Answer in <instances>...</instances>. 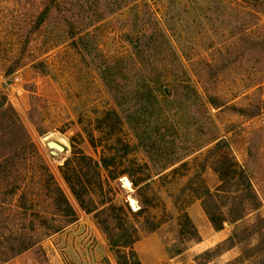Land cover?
<instances>
[{
    "label": "rangeland",
    "instance_id": "1",
    "mask_svg": "<svg viewBox=\"0 0 264 264\" xmlns=\"http://www.w3.org/2000/svg\"><path fill=\"white\" fill-rule=\"evenodd\" d=\"M10 65L20 66L6 74ZM217 138L226 150L211 151ZM81 154L114 157L116 177L103 167L98 182L84 176ZM38 155L77 213L68 224L52 217L63 226L46 236ZM68 157L97 203L124 207L141 264H201L230 234L228 221L212 228L201 201L219 189L227 212L232 164L261 201L244 222L264 218V0H0V241L33 243L4 264H117L63 177ZM239 254L233 246L205 264H258Z\"/></svg>",
    "mask_w": 264,
    "mask_h": 264
},
{
    "label": "trees",
    "instance_id": "2",
    "mask_svg": "<svg viewBox=\"0 0 264 264\" xmlns=\"http://www.w3.org/2000/svg\"><path fill=\"white\" fill-rule=\"evenodd\" d=\"M47 10L48 7L42 10L38 15V24H41L44 21L48 12ZM41 64L42 62L40 60L32 63L36 68H41ZM17 66L20 65H10L6 74L15 71L18 68ZM18 146L21 151H26L29 147L28 141L21 142ZM226 148V142L221 138H217L215 139L211 151H224ZM13 152H15L14 149ZM126 152L127 149L124 150V153ZM226 154V152L222 153L221 161H223V159L225 161L227 158ZM72 156H75V154ZM113 158L114 157L112 156H102L99 160H94L81 154L79 160L85 163L88 168V170L84 172V176H86L87 172H91L94 176V181L98 182V169L99 167H103L110 172V176L116 177L110 169L111 164L114 162ZM38 163V189L43 190L44 200H47L48 204L51 205V211L41 215L43 218V224L40 231L42 235L46 236L57 232L63 226L61 224L56 225L55 223H52V217L57 216L59 220L68 224L77 219V213L70 204L62 188L55 180L53 174L50 172L47 164L40 156ZM1 165L4 164L0 163V166ZM231 166H234V169L231 172L235 177V182L237 183L238 188L230 197L227 212L225 213L217 203L215 196L218 194L219 189H217L216 194L209 192V190H205V197L202 199L201 205L214 230H221L225 221L230 222L233 226L230 234L226 238L217 242L214 247L208 248L198 255L203 258L200 263L205 264L233 246H239L240 254L238 255V258L240 261L256 258L258 264H264V218L257 214L253 222H244L245 216L248 215V213H253L259 209L261 201L259 200L245 169L238 167L236 164H232ZM62 167L64 170L63 177L78 201L80 208L87 213L94 214L97 224L107 236L109 250L114 254L117 264H141L135 250L132 248L133 236L129 229L134 227L133 225H127L125 219L121 218L120 215V212L124 210V207L106 203L107 201H104L103 199H101L100 203H97L90 195L88 186L86 185V182L90 181L83 180L77 169L72 167V157L66 158ZM217 171L220 172V169ZM3 177L6 178L7 176ZM224 178L225 176L220 173V180L223 181ZM7 180L9 179H6L5 181ZM13 186L14 188L20 187L16 182H13ZM22 186L24 189L25 184ZM19 196L25 198V192L22 191ZM22 206L24 207V212L29 208L25 203ZM48 217H50V219ZM185 218L187 225L190 224L191 226L190 228L194 239L198 241L200 236L197 230L190 223L187 215H185ZM251 237L256 240L252 245L248 242ZM5 243H10L8 246L11 247L8 248L9 251H7L6 256L0 254V264H4L7 260L31 247L33 244L30 241L26 242L23 240V243L13 247L10 239H6L0 241V246Z\"/></svg>",
    "mask_w": 264,
    "mask_h": 264
},
{
    "label": "water",
    "instance_id": "3",
    "mask_svg": "<svg viewBox=\"0 0 264 264\" xmlns=\"http://www.w3.org/2000/svg\"><path fill=\"white\" fill-rule=\"evenodd\" d=\"M164 91L166 94L168 93L166 87H164ZM46 146L50 149L52 153L55 154L65 150V147L62 144L54 140H48L46 142Z\"/></svg>",
    "mask_w": 264,
    "mask_h": 264
},
{
    "label": "built area",
    "instance_id": "4",
    "mask_svg": "<svg viewBox=\"0 0 264 264\" xmlns=\"http://www.w3.org/2000/svg\"><path fill=\"white\" fill-rule=\"evenodd\" d=\"M171 264H174V263H171Z\"/></svg>",
    "mask_w": 264,
    "mask_h": 264
},
{
    "label": "bare ground",
    "instance_id": "5",
    "mask_svg": "<svg viewBox=\"0 0 264 264\" xmlns=\"http://www.w3.org/2000/svg\"><path fill=\"white\" fill-rule=\"evenodd\" d=\"M126 185V184H125Z\"/></svg>",
    "mask_w": 264,
    "mask_h": 264
},
{
    "label": "crops",
    "instance_id": "6",
    "mask_svg": "<svg viewBox=\"0 0 264 264\" xmlns=\"http://www.w3.org/2000/svg\"><path fill=\"white\" fill-rule=\"evenodd\" d=\"M219 231V230H218Z\"/></svg>",
    "mask_w": 264,
    "mask_h": 264
}]
</instances>
